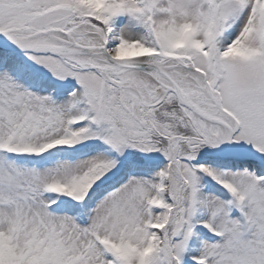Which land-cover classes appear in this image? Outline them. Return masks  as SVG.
<instances>
[{
	"label": "snow or ice",
	"instance_id": "6c2138e0",
	"mask_svg": "<svg viewBox=\"0 0 264 264\" xmlns=\"http://www.w3.org/2000/svg\"><path fill=\"white\" fill-rule=\"evenodd\" d=\"M0 264H264V0H0Z\"/></svg>",
	"mask_w": 264,
	"mask_h": 264
}]
</instances>
